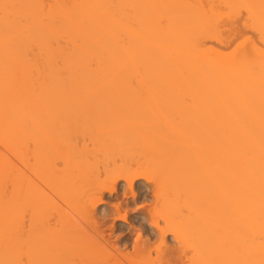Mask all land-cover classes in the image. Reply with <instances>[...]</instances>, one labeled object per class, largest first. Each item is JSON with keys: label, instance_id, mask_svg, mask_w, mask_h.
<instances>
[{"label": "bare ground", "instance_id": "1", "mask_svg": "<svg viewBox=\"0 0 264 264\" xmlns=\"http://www.w3.org/2000/svg\"><path fill=\"white\" fill-rule=\"evenodd\" d=\"M257 263L264 0H0V264Z\"/></svg>", "mask_w": 264, "mask_h": 264}, {"label": "rangeland", "instance_id": "2", "mask_svg": "<svg viewBox=\"0 0 264 264\" xmlns=\"http://www.w3.org/2000/svg\"><path fill=\"white\" fill-rule=\"evenodd\" d=\"M139 182V181H138ZM146 183V182H145ZM144 183V180H140V182L138 183L139 184V186H141L142 187V190L140 191V192H147V196H142V197H140L139 198V201H137L135 204L133 203H131L132 205L130 206V213H129V218H128V220H127V222H118L117 224H116V226H115V228H111L110 226H112L113 224V221H112V217H111V219H109V216L106 218L107 219V221H106V228L107 229H105V230H107V232L108 233H106L105 232V235H106V237L108 238V239H112V241H118L120 238H122L124 235L126 236L128 233H129V235L131 236H128L127 235V237H130L131 238V240H134V238L136 237V234H137V232L134 230V227L135 226H133V225H136L137 224V222L145 215H147L146 213L147 212H145L146 210H140V209H142V208H140L139 209V207L138 206H140V205H145L146 206V204L147 205H149V203L151 204V202L153 201V197H152V191H150L151 190V188H150V184L149 183H147V185ZM121 184H124V182L122 183L121 182ZM149 191V192H148ZM119 195H120V200H123V199H125V200H128L129 201V199H128V197L126 196V195H124V192H123V190H120L119 191ZM141 196V195H140ZM118 197V196H117ZM127 198V199H126ZM130 200H132V199H130ZM116 201H118L117 199H106V202L102 205V207L99 209V213H103V212H105V211H107L108 210V207H110V206H112V204H113V202H116ZM137 204V205H136ZM138 207V208H137ZM108 212V211H107ZM110 212V211H109ZM145 213V214H144ZM140 218V219H139ZM109 220V221H108ZM137 221V222H136ZM112 222V223H111ZM135 223V224H134ZM130 224H132L131 226L133 227H131L130 229H129V225ZM109 225V226H108ZM120 226V227H119ZM109 227V228H108ZM117 227V228H116ZM111 228V229H110ZM109 229V230H108ZM132 229V230H131ZM135 229H136V227H135ZM129 231H131V232H129ZM133 231H134V233H133ZM116 232V233H115ZM131 233V234H130ZM114 234V235H113ZM144 238H146V236L144 237ZM170 238H172V237H170ZM152 241H154V239H152ZM257 261H259L260 262V260H257ZM256 262V261H255ZM261 263V262H260ZM258 264V263H257Z\"/></svg>", "mask_w": 264, "mask_h": 264}]
</instances>
